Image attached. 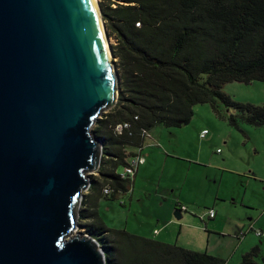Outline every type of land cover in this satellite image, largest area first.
Here are the masks:
<instances>
[{"label": "water", "instance_id": "1", "mask_svg": "<svg viewBox=\"0 0 264 264\" xmlns=\"http://www.w3.org/2000/svg\"><path fill=\"white\" fill-rule=\"evenodd\" d=\"M96 6L102 32L94 0H0V264H105L72 235L119 95Z\"/></svg>", "mask_w": 264, "mask_h": 264}, {"label": "trees", "instance_id": "2", "mask_svg": "<svg viewBox=\"0 0 264 264\" xmlns=\"http://www.w3.org/2000/svg\"><path fill=\"white\" fill-rule=\"evenodd\" d=\"M98 4L106 35L114 42L119 95L116 105L95 123L94 134L102 139L101 159L82 201L81 226L103 247L105 264H224L206 253L108 229L99 219L97 203L106 185L113 190L111 200L130 191L132 181L119 179L114 171L126 165L131 154L126 149L143 145V131L158 125L181 128L197 105H209L237 130L241 123L264 127V104L238 103L222 92L228 83L264 82V0ZM122 123L129 129L115 134L114 126ZM258 255L254 247L239 264H259ZM261 261L264 264V257Z\"/></svg>", "mask_w": 264, "mask_h": 264}, {"label": "rangeland", "instance_id": "3", "mask_svg": "<svg viewBox=\"0 0 264 264\" xmlns=\"http://www.w3.org/2000/svg\"><path fill=\"white\" fill-rule=\"evenodd\" d=\"M106 41L109 47L114 45L113 40ZM114 61L117 69V60ZM222 92L238 103L264 104V82L228 83ZM219 109L225 113L223 107ZM229 113L235 114V111ZM203 130L206 133L201 138ZM149 135L158 145L144 148L149 170L137 179L131 191L113 200L101 198L97 213L104 226L136 235L141 231L160 230L167 219L159 223L156 219L169 216L172 222L163 232L160 230L166 241H158L155 236L153 240L206 253L223 260L224 264H239L244 253L258 247L256 262L262 264L264 127L241 123L237 130L205 104L193 108L187 125L181 128L158 125ZM131 152L135 149H126V153ZM96 172L86 174L88 183L97 177ZM87 192L88 188L82 191L75 216L77 227L72 235L84 232L81 225L85 223L80 222L79 213ZM179 206L183 212L178 220L174 212ZM211 209L216 218L207 220L206 214ZM249 228L260 230L261 238L247 232Z\"/></svg>", "mask_w": 264, "mask_h": 264}, {"label": "built area", "instance_id": "4", "mask_svg": "<svg viewBox=\"0 0 264 264\" xmlns=\"http://www.w3.org/2000/svg\"><path fill=\"white\" fill-rule=\"evenodd\" d=\"M129 127L130 126L128 123H122V124H118L114 126L113 131L115 134L120 135L124 130H128ZM205 133H206L205 131H202V133L200 134V137L203 138ZM142 136L144 137V139L147 138L148 137L147 132L143 131ZM101 151H102V147H101ZM144 161H145V158L142 154V146H141L139 148H136L135 152H132L131 154H129V156L126 159V165L121 168L122 169L121 172H118V169H116L114 171V174L121 180H131L132 181V178L135 175L138 167L142 165ZM98 168H99V165L96 171L98 170ZM101 195L104 198H109L111 197V195H113V190L111 189L110 186L106 185L102 188ZM206 216L208 219H213L215 216V213L213 210H208ZM252 229L253 228H249L247 232H253L256 237L261 238L262 232L260 230L253 231Z\"/></svg>", "mask_w": 264, "mask_h": 264}, {"label": "crops", "instance_id": "5", "mask_svg": "<svg viewBox=\"0 0 264 264\" xmlns=\"http://www.w3.org/2000/svg\"><path fill=\"white\" fill-rule=\"evenodd\" d=\"M204 131V130H203ZM147 134H148V137L147 138H145L144 140H143V145H142V154H143V151H144V148H157L158 147V145H157V143H155L156 141L153 139V137L152 136H150L149 135V131L147 132ZM146 141V142H145ZM148 141V142H147ZM132 153V152H131ZM170 154H171V152H169ZM175 153H177V152H175ZM173 155H177V154H173ZM143 156H144V158L147 156V154H143ZM149 157V156H148ZM175 157H179V156H175ZM153 157H152V155H150V160L152 159ZM149 164H147V161L145 160L144 161V163L142 164V165H140L139 167H138V169H137V171H136V173H135V175L133 176V178H132V187H133V185L134 184H136V181H137V179L139 178V177H141L142 175H145V173L149 170V166H148ZM131 191V190H130ZM87 194H88V192H87ZM102 198H104V197H102ZM105 199H108V198H105ZM101 201V199L98 201V203H97V208H98V205H99V202ZM179 211H178V213L180 214V219L182 218V215H181V213L183 212L182 211V209H181V207L179 206ZM212 210V209H211ZM176 212V211H175ZM207 217V216H206ZM216 218V214H215V216H214V218L213 219H208L207 218V220H214ZM165 219H167L166 220V222L162 225V227H161V232H163L164 231V228H165V226H167V224H169V223H171L172 222V220L169 218V216H163V215H161V216H158V218L156 219V222L157 223H159L161 220H163V221H165ZM179 220V219H178ZM160 230H149L147 233L146 232H144V231H141V232H138L139 234H136V236H139V237H143V238H146V239H150V240H153V238H154V236L156 237V239H158V241H162V242H164V241H166L165 240V236H161V233H160ZM154 241H156V240H154Z\"/></svg>", "mask_w": 264, "mask_h": 264}, {"label": "bare ground", "instance_id": "6", "mask_svg": "<svg viewBox=\"0 0 264 264\" xmlns=\"http://www.w3.org/2000/svg\"><path fill=\"white\" fill-rule=\"evenodd\" d=\"M94 4H95V8H96V12H97V16H98V20H99V24H100V28H101V19H100V17H99V14H98V11H97V6H96V2H95V0H94ZM101 32H102V28H101ZM105 43V42H104ZM105 47H106V50L108 51V42L106 41V43H105ZM108 57H109V55H108ZM110 66V68H111V72H112V77H113V81H116L115 80V72H114V67L113 66H111V65H109Z\"/></svg>", "mask_w": 264, "mask_h": 264}]
</instances>
